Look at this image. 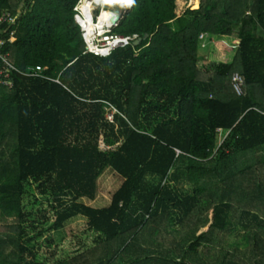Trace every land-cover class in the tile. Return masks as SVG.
I'll return each instance as SVG.
<instances>
[{"label":"trees","instance_id":"obj_1","mask_svg":"<svg viewBox=\"0 0 264 264\" xmlns=\"http://www.w3.org/2000/svg\"><path fill=\"white\" fill-rule=\"evenodd\" d=\"M118 1L113 33L142 41L100 57L80 0H0L17 16L0 50L50 78L0 85V264H264V0L180 16L177 0ZM202 33L239 38L234 59L199 69ZM108 168L122 177L109 204L85 203ZM80 215L57 259L52 233Z\"/></svg>","mask_w":264,"mask_h":264},{"label":"built area","instance_id":"obj_2","mask_svg":"<svg viewBox=\"0 0 264 264\" xmlns=\"http://www.w3.org/2000/svg\"><path fill=\"white\" fill-rule=\"evenodd\" d=\"M85 1L86 0H80L77 7L75 8L77 12L75 19L83 31L88 52L94 53L95 56L108 57L111 56V53L115 49L126 47L132 44V42L138 38L137 35L121 36L113 33V29L118 26L122 15L128 9L127 5L120 3L118 9H101L98 13H96L98 8L102 6L104 7V5L108 3L109 0H106L99 5L94 4L93 10H91L89 13H86L83 11V3ZM103 13L108 15L102 19ZM16 20L17 16L12 15L9 11L3 12L2 16L0 17V35H4L8 28L14 26ZM91 23H93V28H90ZM4 25H6V27H3ZM203 34L204 33L199 35L200 39H203ZM12 36L13 32H10L8 37L9 41L12 40ZM5 41V38L0 37V48L5 45ZM239 46L240 45H237V48H239ZM44 70V68L37 66L27 67L25 71H21L8 61L7 53H4L0 50V85L11 88L13 86L12 75L14 73L30 78L40 77L50 80L49 77L43 74ZM56 81L60 82L59 80ZM232 83L235 93L238 96H242L244 94L243 77L239 74H235L233 76ZM110 110L111 113L108 114V119L110 122H114V114L116 110L113 108ZM101 146L105 148L104 143H102Z\"/></svg>","mask_w":264,"mask_h":264},{"label":"rangeland","instance_id":"obj_3","mask_svg":"<svg viewBox=\"0 0 264 264\" xmlns=\"http://www.w3.org/2000/svg\"><path fill=\"white\" fill-rule=\"evenodd\" d=\"M194 2V0H177V14L179 16L182 15L188 8L193 6ZM119 4L120 1L118 0H109L108 3L104 5V7L102 6L98 9H118ZM202 37L203 39L199 38V49L201 50L203 60L205 61L199 63V69L207 68L212 64L217 63L228 64L234 59L236 51L238 50L237 45L239 44L234 37L214 36L209 39V41L207 40L208 38L205 34H203ZM102 143L103 142L101 141V144ZM179 173L182 174L181 172ZM121 182L122 177L119 176V174L116 173L112 168H108L104 173H102L100 178L97 179V192L95 199L90 200L89 198L85 197L83 198V201L93 207L107 206L111 199L112 193L119 187ZM176 185H182L183 188H186V186H188V182L184 177L181 176L179 181H176ZM42 202L44 205H46L45 200H43ZM86 220V217L82 215L74 217L67 222L64 229L60 230L59 232L52 233V238L54 239V241L62 246V249H59L58 251L57 259H66L67 255H69L72 236L74 234H77L78 232L81 233L85 231ZM84 238L87 239L88 235H84ZM239 239L240 237L238 236L233 237L232 241L235 242Z\"/></svg>","mask_w":264,"mask_h":264},{"label":"bare ground","instance_id":"obj_4","mask_svg":"<svg viewBox=\"0 0 264 264\" xmlns=\"http://www.w3.org/2000/svg\"><path fill=\"white\" fill-rule=\"evenodd\" d=\"M105 1L106 0H86L83 3V11H85L86 13H89L91 10H93V5L94 4H98L99 5V4H101L102 2H105ZM107 15L108 14L103 13L102 19H103V17H106ZM102 19H101V22H102ZM90 28H93V23H91V27Z\"/></svg>","mask_w":264,"mask_h":264},{"label":"water","instance_id":"obj_5","mask_svg":"<svg viewBox=\"0 0 264 264\" xmlns=\"http://www.w3.org/2000/svg\"><path fill=\"white\" fill-rule=\"evenodd\" d=\"M194 1L195 2L193 4V6H192V10H197V9H199L200 2H199V0H194ZM145 38H147V35L145 36ZM141 41H142V38L138 37L136 40L133 41V44L136 45V44H138Z\"/></svg>","mask_w":264,"mask_h":264},{"label":"crops","instance_id":"obj_6","mask_svg":"<svg viewBox=\"0 0 264 264\" xmlns=\"http://www.w3.org/2000/svg\"><path fill=\"white\" fill-rule=\"evenodd\" d=\"M238 42L237 43H239L238 45H240L241 44V40L239 39V38H236V37H234ZM110 202V201H109Z\"/></svg>","mask_w":264,"mask_h":264},{"label":"snow or ice","instance_id":"obj_7","mask_svg":"<svg viewBox=\"0 0 264 264\" xmlns=\"http://www.w3.org/2000/svg\"><path fill=\"white\" fill-rule=\"evenodd\" d=\"M129 2H130V0H129Z\"/></svg>","mask_w":264,"mask_h":264}]
</instances>
